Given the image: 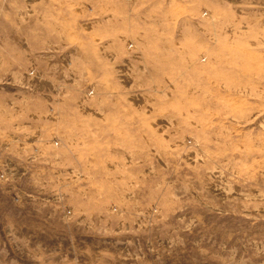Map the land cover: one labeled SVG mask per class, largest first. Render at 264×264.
Returning <instances> with one entry per match:
<instances>
[{
    "label": "rangeland",
    "instance_id": "1",
    "mask_svg": "<svg viewBox=\"0 0 264 264\" xmlns=\"http://www.w3.org/2000/svg\"><path fill=\"white\" fill-rule=\"evenodd\" d=\"M0 264H264V0H0Z\"/></svg>",
    "mask_w": 264,
    "mask_h": 264
}]
</instances>
